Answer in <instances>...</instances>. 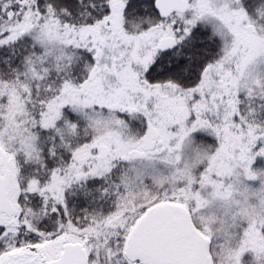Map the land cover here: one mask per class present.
I'll use <instances>...</instances> for the list:
<instances>
[{
  "label": "snow or ice",
  "instance_id": "obj_1",
  "mask_svg": "<svg viewBox=\"0 0 264 264\" xmlns=\"http://www.w3.org/2000/svg\"><path fill=\"white\" fill-rule=\"evenodd\" d=\"M0 264H264V0H0Z\"/></svg>",
  "mask_w": 264,
  "mask_h": 264
}]
</instances>
